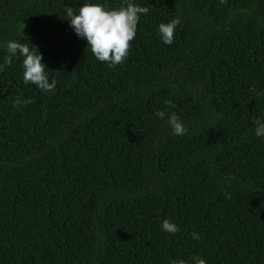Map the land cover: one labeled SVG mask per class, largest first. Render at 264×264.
<instances>
[{
  "label": "trees",
  "instance_id": "1",
  "mask_svg": "<svg viewBox=\"0 0 264 264\" xmlns=\"http://www.w3.org/2000/svg\"><path fill=\"white\" fill-rule=\"evenodd\" d=\"M131 2L150 11L110 67L66 9L125 0H0V63L36 46L56 80L25 84L23 57L0 71V264H264V0Z\"/></svg>",
  "mask_w": 264,
  "mask_h": 264
},
{
  "label": "clouds",
  "instance_id": "2",
  "mask_svg": "<svg viewBox=\"0 0 264 264\" xmlns=\"http://www.w3.org/2000/svg\"><path fill=\"white\" fill-rule=\"evenodd\" d=\"M227 0H220V4H226ZM150 9L142 7L131 0H125V4L118 8H106L101 3H85L78 12H74L72 7L66 9L67 19L70 26L74 29L77 36L84 38L88 42L92 54L100 62H107L110 67L123 64L129 55L131 47L130 42L134 39L137 31V24L140 14L147 15ZM179 18H174L168 23L159 25V33L165 44L174 42L176 28L180 25ZM24 27V26H23ZM23 29V28H22ZM9 55L4 57L3 63H0V71L6 66H11L13 56L23 57V81L25 84H33L42 91H54L56 80L49 81L45 71L47 66L42 63V53L36 50H30L25 43L9 41L6 45ZM255 91V89H252ZM264 93H257L262 95ZM31 99L21 100L19 97L14 101L15 106L27 105L32 103ZM165 104L169 108H174L175 104L171 100H166ZM155 116L160 119L167 117V123L171 127L174 135H185L188 129L180 121L176 113L167 114L165 111L157 110ZM252 124L255 127L257 137L264 136V120L253 116ZM230 198V194H229ZM161 228L165 232L175 234L179 227L165 219ZM193 239L199 240L198 233H192ZM194 264H206L205 259L194 256ZM170 264H187L183 259L177 261L172 259Z\"/></svg>",
  "mask_w": 264,
  "mask_h": 264
}]
</instances>
